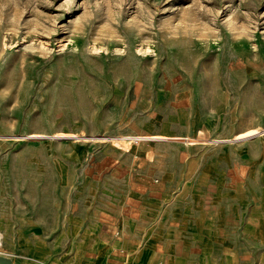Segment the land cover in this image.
<instances>
[{"label": "rangeland", "instance_id": "rangeland-1", "mask_svg": "<svg viewBox=\"0 0 264 264\" xmlns=\"http://www.w3.org/2000/svg\"><path fill=\"white\" fill-rule=\"evenodd\" d=\"M195 96L216 140L188 152L199 178L190 187L225 210L220 233L240 237L264 187V0H0V204L10 208L0 212V255L40 264L23 229L35 220L36 240L49 244L66 223L50 213L55 198L127 191L137 171L162 176L167 150L147 142L161 135L143 134ZM210 165L215 176L201 180ZM193 222L187 232L213 236Z\"/></svg>", "mask_w": 264, "mask_h": 264}, {"label": "crops", "instance_id": "crops-1", "mask_svg": "<svg viewBox=\"0 0 264 264\" xmlns=\"http://www.w3.org/2000/svg\"><path fill=\"white\" fill-rule=\"evenodd\" d=\"M162 96L160 94L161 99ZM199 101L195 96L188 104L171 107L161 131L143 134L169 136L147 139L150 148L156 149L160 144L167 150L156 159L165 164L158 173L162 176L153 180L156 184L164 183L161 187L155 184L144 190L143 184L153 181L147 172L137 171L127 191L115 185L112 190L90 188L85 194L66 196L65 205L58 204L55 198L50 213H66V223L49 244L36 240L42 230L38 222L34 220L32 226L30 220L25 225L23 237L35 246L32 255L40 264H97L107 252L105 264H264V187L258 192L257 205L243 224L240 237L222 235L219 230L225 210L205 204L199 188L190 187V182L199 178L192 172L197 158L188 157V152L195 150L203 139H211L215 124ZM179 110L185 113L183 122L173 118ZM196 114L198 120H195ZM207 120H210L209 127L206 126L209 135L201 132ZM215 174V168L210 165L200 179L210 180ZM121 179L113 175L109 180ZM168 182L179 184L166 187ZM145 198L149 202H145ZM31 205L34 211L42 209L36 202ZM0 207L2 216L9 214L8 199H3ZM81 210L83 217H79ZM197 218L203 220L212 237L186 231Z\"/></svg>", "mask_w": 264, "mask_h": 264}, {"label": "bare ground", "instance_id": "bare-ground-1", "mask_svg": "<svg viewBox=\"0 0 264 264\" xmlns=\"http://www.w3.org/2000/svg\"><path fill=\"white\" fill-rule=\"evenodd\" d=\"M261 130H255V131H251V132H248L244 135H241L239 137H237L236 139H242V138H249V137H252L256 134H258ZM163 136H157V138H162ZM3 246V241H2V233L0 231V247Z\"/></svg>", "mask_w": 264, "mask_h": 264}, {"label": "water", "instance_id": "water-1", "mask_svg": "<svg viewBox=\"0 0 264 264\" xmlns=\"http://www.w3.org/2000/svg\"><path fill=\"white\" fill-rule=\"evenodd\" d=\"M0 264H21V263H18L9 257L0 255Z\"/></svg>", "mask_w": 264, "mask_h": 264}]
</instances>
